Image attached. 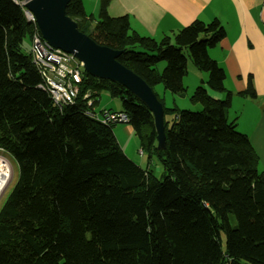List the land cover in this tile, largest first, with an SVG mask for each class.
<instances>
[{"label": "trees", "instance_id": "16d2710c", "mask_svg": "<svg viewBox=\"0 0 264 264\" xmlns=\"http://www.w3.org/2000/svg\"><path fill=\"white\" fill-rule=\"evenodd\" d=\"M109 2L98 0L95 19L82 0H69L65 14L96 44L119 51L116 61L153 92L161 83L182 94L189 59L208 73L188 97L200 109L165 107L154 93L163 108L160 152L151 110L111 79L83 69L73 103L58 106L21 48L38 27L20 4L0 0V155L17 170L0 206V264H264V170L228 118L232 92L208 54L223 25L194 19L155 39L126 15L111 16ZM102 92L121 108L99 112L125 114L140 154L148 161L157 153L159 178L124 153L116 123L91 114ZM238 95L256 97L250 77Z\"/></svg>", "mask_w": 264, "mask_h": 264}, {"label": "crops", "instance_id": "0c3cea01", "mask_svg": "<svg viewBox=\"0 0 264 264\" xmlns=\"http://www.w3.org/2000/svg\"><path fill=\"white\" fill-rule=\"evenodd\" d=\"M82 2L85 11L95 19L98 0ZM108 13L111 16L126 15L133 30L155 39L194 19L207 22L217 18L225 29V36L208 49V54L225 71L224 83L232 91V104L236 98L241 99L238 92L245 89L250 77L257 95V100L252 101L264 105V0H110ZM204 80L205 76L200 74V82ZM254 111L255 115L260 112ZM233 117L237 118V115ZM256 120L251 139L259 155V168L264 170V115ZM115 137L117 139L116 134Z\"/></svg>", "mask_w": 264, "mask_h": 264}, {"label": "water", "instance_id": "95a60500", "mask_svg": "<svg viewBox=\"0 0 264 264\" xmlns=\"http://www.w3.org/2000/svg\"><path fill=\"white\" fill-rule=\"evenodd\" d=\"M68 1L28 0L26 7L33 14L40 35L48 44L75 55L82 61L86 73L125 86L148 106L153 116L157 144H160L163 137L162 104L140 77L116 61L119 51L96 44L77 29L76 23L65 14ZM12 178L13 167L0 155V199Z\"/></svg>", "mask_w": 264, "mask_h": 264}, {"label": "rangeland", "instance_id": "374dc122", "mask_svg": "<svg viewBox=\"0 0 264 264\" xmlns=\"http://www.w3.org/2000/svg\"><path fill=\"white\" fill-rule=\"evenodd\" d=\"M21 48L23 52H28L29 49L31 48L28 35L24 37ZM164 65H165V62L158 63L157 69L161 71ZM200 74L201 76L204 75L205 79L207 78L208 73L206 71L195 68L192 65L191 61L188 59L187 60V73L183 78V84L185 86V91L182 94H173L170 91L165 90L161 83H158L155 86H153L154 93L159 98L162 99V102L165 105V107L176 106L179 109L198 110L200 109V106L198 104H191L188 100V97L192 93L193 89L195 88V84L199 83V85H203V83L200 82ZM225 85H226V82H225ZM211 95H213L215 98H218L220 96H222L223 98L224 96L223 93H219V92H212ZM239 96L241 99L236 98V101L235 100L233 101V104L228 110L227 115H228V118H232L233 116L237 115V118L235 117V120L238 121V124H236L237 129L247 134L252 143L251 129L253 128V124L258 121V120L254 121L255 118L259 117L260 115H264V105L253 102L257 100V95L254 99L247 98L246 96H241V95ZM94 106H95L97 115H100L99 110L103 108L111 109L114 111L120 110L121 108L120 99L115 96H110L109 93L107 92H102L100 94V100L98 104ZM253 109L260 111L261 113L259 112L258 115H255L256 113ZM170 118H171V115L169 114L165 115V119L167 121H169ZM248 123L249 125L246 127L245 125H247ZM113 131L115 132L117 139H119L118 142L122 146L124 153L130 159H132L133 161H135L136 163L140 164L143 167H146L149 165L155 177L159 178L161 176L162 168L158 160L157 153L150 154L151 158L150 160L147 161L148 154L146 151H144L143 154H140L138 138L134 134L131 128L127 129L124 123H116V125L113 127ZM158 150L161 152L162 148L158 147ZM16 175H17V170H15L13 167V181L16 178ZM13 181L11 182V184L9 185V187L7 188V190L1 197L0 206L5 200L9 191L11 190Z\"/></svg>", "mask_w": 264, "mask_h": 264}, {"label": "built area", "instance_id": "2783aa9c", "mask_svg": "<svg viewBox=\"0 0 264 264\" xmlns=\"http://www.w3.org/2000/svg\"><path fill=\"white\" fill-rule=\"evenodd\" d=\"M13 1L21 5L25 18L36 24L33 14L26 7L28 0ZM30 51L31 61L38 68L41 76L40 86L42 89L48 91L52 101L58 106L71 104L78 93V83L84 69L82 61L71 53L52 47L42 38L39 30L32 35ZM91 114L106 123H124L126 121V116L123 113L115 114L103 110L100 115H97L95 110Z\"/></svg>", "mask_w": 264, "mask_h": 264}, {"label": "bare ground", "instance_id": "6f19581e", "mask_svg": "<svg viewBox=\"0 0 264 264\" xmlns=\"http://www.w3.org/2000/svg\"><path fill=\"white\" fill-rule=\"evenodd\" d=\"M76 96H77V95H76ZM74 99H75V98H74ZM73 101H74V100H73ZM72 103H73V102H72ZM7 161H8V159H7ZM8 163H9L10 167H12V166H11L12 164L10 163V161H8Z\"/></svg>", "mask_w": 264, "mask_h": 264}]
</instances>
